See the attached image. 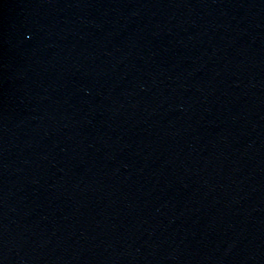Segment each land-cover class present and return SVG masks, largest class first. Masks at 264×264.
Listing matches in <instances>:
<instances>
[{
	"label": "water",
	"instance_id": "95a60500",
	"mask_svg": "<svg viewBox=\"0 0 264 264\" xmlns=\"http://www.w3.org/2000/svg\"><path fill=\"white\" fill-rule=\"evenodd\" d=\"M0 264H264V0H0Z\"/></svg>",
	"mask_w": 264,
	"mask_h": 264
}]
</instances>
